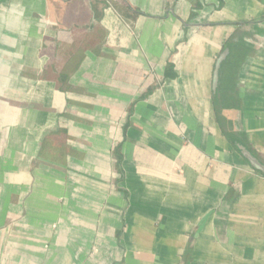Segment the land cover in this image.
<instances>
[{
  "label": "crops",
  "instance_id": "0c3cea01",
  "mask_svg": "<svg viewBox=\"0 0 264 264\" xmlns=\"http://www.w3.org/2000/svg\"><path fill=\"white\" fill-rule=\"evenodd\" d=\"M243 150L264 165V0H0V264H264Z\"/></svg>",
  "mask_w": 264,
  "mask_h": 264
},
{
  "label": "trees",
  "instance_id": "16d2710c",
  "mask_svg": "<svg viewBox=\"0 0 264 264\" xmlns=\"http://www.w3.org/2000/svg\"><path fill=\"white\" fill-rule=\"evenodd\" d=\"M225 48L230 50L229 57L226 62L221 65L219 70V86L217 88L216 93L214 94V106L216 110V114L220 123H223L221 119L222 112L224 110V105L228 101L236 100L235 97V80L234 78L237 76V68L238 64L236 62H232L231 57H236L237 54H240L241 49L235 48L232 44H228ZM234 138L235 143H241L240 140ZM252 156H255L253 152L248 151Z\"/></svg>",
  "mask_w": 264,
  "mask_h": 264
},
{
  "label": "water",
  "instance_id": "95a60500",
  "mask_svg": "<svg viewBox=\"0 0 264 264\" xmlns=\"http://www.w3.org/2000/svg\"><path fill=\"white\" fill-rule=\"evenodd\" d=\"M228 54V50H225L224 53L221 55L220 59L218 60V63L216 65V71L214 75V90L217 89L219 85V70L221 68L222 63L224 62L226 56ZM244 156L248 159V161L251 163V165L258 171H261L264 173V165L258 161L256 158H254L248 151L243 150Z\"/></svg>",
  "mask_w": 264,
  "mask_h": 264
}]
</instances>
